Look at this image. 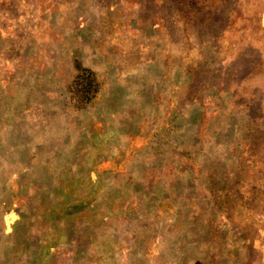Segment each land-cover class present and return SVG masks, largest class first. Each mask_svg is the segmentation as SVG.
I'll return each instance as SVG.
<instances>
[{"label":"rangeland","instance_id":"1","mask_svg":"<svg viewBox=\"0 0 264 264\" xmlns=\"http://www.w3.org/2000/svg\"><path fill=\"white\" fill-rule=\"evenodd\" d=\"M0 264H264V0H0Z\"/></svg>","mask_w":264,"mask_h":264}]
</instances>
